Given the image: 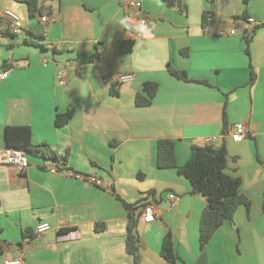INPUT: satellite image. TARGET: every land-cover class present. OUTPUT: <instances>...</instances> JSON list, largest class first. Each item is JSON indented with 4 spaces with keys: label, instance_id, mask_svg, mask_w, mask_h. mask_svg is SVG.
<instances>
[{
    "label": "crops",
    "instance_id": "obj_1",
    "mask_svg": "<svg viewBox=\"0 0 264 264\" xmlns=\"http://www.w3.org/2000/svg\"><path fill=\"white\" fill-rule=\"evenodd\" d=\"M125 1L39 0L42 13L24 20V3L0 0V68L10 70L0 83V150L6 126L26 125L34 143L68 151L62 171L42 168L44 161L29 154L22 171L0 162V264L18 257L20 264H133L125 250L126 203L140 200L155 215L139 216V264H264V25L253 31L247 55L245 20L234 17L245 12L264 22V0H182L185 12L140 0L144 29ZM6 10L19 17L20 34L11 32ZM222 27L237 33L219 36ZM125 38L134 40L128 52L119 48ZM94 51L99 57L88 62ZM168 65L209 85L181 80ZM121 74L134 77L118 82ZM146 81L158 87L149 105L138 106L135 95ZM112 83L118 95L110 93ZM69 106L72 117L56 126V113ZM238 122L247 132L234 141L229 130ZM161 138L174 140L178 164L193 144L209 138L224 145V171L240 179L250 201L248 214L239 205L202 248L198 223L206 200L174 168L157 167ZM41 222L50 229L38 236ZM96 223L103 229L96 231ZM166 233L174 262L160 254Z\"/></svg>",
    "mask_w": 264,
    "mask_h": 264
},
{
    "label": "trees",
    "instance_id": "obj_2",
    "mask_svg": "<svg viewBox=\"0 0 264 264\" xmlns=\"http://www.w3.org/2000/svg\"><path fill=\"white\" fill-rule=\"evenodd\" d=\"M24 3L28 17L40 15L42 10L39 0H16ZM167 6L175 7L179 11L185 12L186 5L182 0H163ZM235 18H243L246 22V13ZM207 14H203L202 22L205 23ZM264 22L256 23L250 29L244 30L245 52L249 55V43L253 31L263 26ZM129 29V28H128ZM35 43L33 41H28ZM134 40L125 38L120 40L119 48L122 52H128L132 49ZM186 55V50H181ZM99 57L97 51H94L88 57V62H92ZM168 71L184 81H195L209 85L208 81L202 79H190L184 70L176 69L168 65ZM252 73L250 82L254 80ZM158 84L152 81H146L142 84V91L136 93L135 104L138 106L149 105L154 97ZM110 93L118 95L119 90L116 84L110 86ZM73 115V107L69 106L64 112H57L54 123L56 126L66 124ZM6 147L23 150L27 155H33L44 161L42 168L51 169L55 167L62 171L66 169L68 160V151L60 154L52 149L48 144L34 143L32 141L31 129L26 125H10L5 128ZM228 162L227 151L224 145L214 146L212 144L191 145L188 159L178 164L175 157V142L170 138H161L157 141L156 164L159 168H174L176 173L185 177L191 184V192L202 195L206 200V205L200 213L198 231L199 246L202 248L212 237L215 230L226 220L232 218V215L239 205H244L247 214L249 213L250 201L240 192V179L229 175L224 171ZM149 202L142 200L135 203H126L128 207V218L126 224L125 250L133 258V264H139L140 261V238L137 232V224L141 211ZM262 209L264 210V197L262 200ZM103 223H96L95 230L103 229ZM25 237L32 238L33 235L28 231L24 232ZM161 256L169 262L177 259L173 248V241L170 233H166L162 239Z\"/></svg>",
    "mask_w": 264,
    "mask_h": 264
},
{
    "label": "built area",
    "instance_id": "obj_3",
    "mask_svg": "<svg viewBox=\"0 0 264 264\" xmlns=\"http://www.w3.org/2000/svg\"><path fill=\"white\" fill-rule=\"evenodd\" d=\"M126 6H128L131 9L135 10L134 17L137 20L138 27L140 29H144L148 25L147 17L144 15L142 17H137V11L141 9V2L140 0H126L125 1ZM4 15L10 19L11 26L10 30L13 34H20L22 31V23L19 19V17L11 10H6L4 12ZM41 21H46L47 17L45 15L40 16ZM256 24L254 18L247 17V20L245 22V25L243 27L242 32L244 33V30L250 29ZM237 33V29L234 27H222L218 30L217 34L219 36H227V35H234ZM46 63V60H44V64ZM60 68V66H59ZM9 69L0 68V83L8 77ZM60 80L59 82L61 84H64L66 82L64 75H62V70L60 69L59 73ZM134 77L133 74H121L118 75L116 80L118 82H126L131 80ZM246 128L243 123L238 122L232 125L231 129L229 130L230 136L234 141H240L245 135H246ZM206 143H211L212 139H206ZM0 162L10 163L14 165L18 170L22 171L28 166V158L27 154L23 150L15 149V148H8L0 150ZM51 170H57L55 167L51 168ZM70 175L80 177L78 173L69 172ZM87 180H90L91 182H94L97 185L102 186L101 181L94 178L93 176H86ZM170 198L174 199V195L171 194ZM141 215L146 218H152L155 215V208L152 204H147L143 207L141 211ZM50 229V224L47 222H41L35 227V234L41 235L42 233L46 232ZM22 258H14L13 260L6 261V264H20L22 262Z\"/></svg>",
    "mask_w": 264,
    "mask_h": 264
},
{
    "label": "rangeland",
    "instance_id": "obj_4",
    "mask_svg": "<svg viewBox=\"0 0 264 264\" xmlns=\"http://www.w3.org/2000/svg\"><path fill=\"white\" fill-rule=\"evenodd\" d=\"M21 19H24V20H28L29 17L27 16V12L26 10L24 9V18L21 16Z\"/></svg>",
    "mask_w": 264,
    "mask_h": 264
},
{
    "label": "water",
    "instance_id": "obj_5",
    "mask_svg": "<svg viewBox=\"0 0 264 264\" xmlns=\"http://www.w3.org/2000/svg\"><path fill=\"white\" fill-rule=\"evenodd\" d=\"M66 238H68V236H66V235H63V237H62L61 239H66Z\"/></svg>",
    "mask_w": 264,
    "mask_h": 264
}]
</instances>
